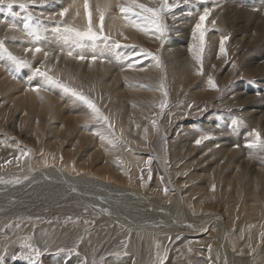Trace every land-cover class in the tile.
Returning a JSON list of instances; mask_svg holds the SVG:
<instances>
[{
	"label": "rangeland",
	"instance_id": "374dc122",
	"mask_svg": "<svg viewBox=\"0 0 264 264\" xmlns=\"http://www.w3.org/2000/svg\"><path fill=\"white\" fill-rule=\"evenodd\" d=\"M226 1L169 0V3L178 6L164 14L163 22L167 25L165 34L159 36L151 29L138 30L134 39L129 35L131 27L111 30L106 22L108 17L114 16L116 20L115 14L123 17L119 6L128 0H111V9L101 1L95 9L98 15L96 24L92 22L94 13L90 3L91 26L101 38L96 40L95 47L82 49L76 45L73 50L64 48L74 54L71 56L61 51L52 54L36 51L40 48L33 44L39 46L41 39L50 42L49 37L42 36L39 26L43 28L53 23L61 26L66 32L63 37L67 39L71 34L66 29L79 31L78 27L83 21L87 27L84 24L81 29L87 30L89 22L86 13L79 20V13L70 9L72 5L69 9L63 7L60 10L58 0H5L0 4V122H4L5 127H20L22 135L21 144L14 143L16 134L9 131V136L15 138H6L2 132L8 130L0 128V146L11 140L15 150L20 151L12 158L19 161L17 158L24 154L23 158L29 159V165L19 163L23 166L17 172H21L23 167L30 173L42 174L37 164L50 162L53 167L68 174L57 172L45 178L51 182L62 179L70 188L68 191L60 189L57 194L61 196L48 206L45 199L39 200L55 194L53 191L56 188L46 184L47 188L41 192L33 185L36 183L43 187L41 185L44 183L39 177L25 179L30 183V188L18 191L15 204L22 200L19 198L21 194L26 193V198L33 192L36 206L31 207L30 211L40 210L35 215L18 217L8 211L9 217L1 216L0 264H205L208 259L201 250L205 245L204 236L211 230L217 233L218 221L227 230V249L231 248L232 254L235 251L242 264H264V147L247 146L255 140L253 132H258L264 140V98L260 95L261 86L256 82L264 74V69L255 73L250 66L259 56L264 59V44L261 52L254 53L257 45L247 42L245 38H237L239 36L235 33L240 30L236 26H229L222 17V27L218 26L212 14L222 8ZM138 2L146 7L158 8L161 0ZM247 3H252V0H247ZM205 9L209 10V15L198 30L196 25L201 23L200 16ZM51 10L54 13H49ZM69 10L73 12L71 17L67 13ZM101 10L104 12L103 22L100 20ZM62 12L64 15L59 16L61 19L55 20L53 14ZM249 15L257 17L255 13ZM28 16L33 18L34 32L23 28V21ZM134 19L142 23L139 18ZM126 22L130 24L128 20ZM13 23L16 27H12ZM180 26L189 30L190 33L186 35L189 33L190 37L187 38L195 39V42L188 46L191 52L187 63L176 66L166 54V42L174 41L172 35L183 32ZM201 30L205 38L203 52L199 53ZM103 37L109 39L104 40ZM222 39L224 51L217 59L221 53ZM252 39L254 32L249 40ZM102 41L108 47L101 50L108 49L110 52L96 56L101 61L92 60L93 56H88L85 50L90 48L91 54L96 53L99 48L97 44ZM116 42L119 48L115 46ZM210 48H217L213 51L216 59L205 69L202 60ZM57 53L61 56L55 57ZM197 54L200 60L196 59ZM80 55L88 57L77 58ZM18 61L24 62L25 66H19ZM56 62L64 65L59 66ZM37 69L85 97L107 118V122L94 119L92 109L85 101L63 87L48 83L45 76L37 74ZM203 76L204 82L200 79ZM210 79L215 88L210 85ZM253 81L256 83L253 84ZM11 82L32 89L30 95H21L25 102H17L10 95L13 91L8 90ZM200 82L205 84L204 88L200 87ZM226 94L233 97L231 103L230 98L223 99ZM258 108L263 112L256 113ZM188 123H194L191 129L185 127ZM194 129L198 132L194 133ZM220 130L227 132H221L226 137L218 135ZM243 130L248 138H242ZM154 134L155 145L150 148V139ZM230 136L236 138L231 151L227 150L229 146L221 150L216 142L221 140L220 137L227 140ZM30 137H36L37 141ZM197 140L201 142L197 144ZM236 148L244 149V157L238 156ZM25 149H30L34 155H28ZM151 151L157 160V168L152 159L146 158ZM160 167L164 169L162 174L158 172ZM17 172L3 173L0 181H6V176L11 178ZM60 173L61 177L57 179L55 175L60 176ZM15 179L17 177L12 182ZM73 180L81 187L73 188ZM12 182L9 181V184L14 188L15 181ZM7 189H4L3 195L11 197ZM177 191L182 194V205L192 206L190 215L187 213L191 219L187 220V224L204 225L203 231L173 227L161 228L163 231L151 230L147 228L151 225H147L142 218L132 217L122 208L118 210L123 212L122 219L128 223L115 221L111 214L104 213L103 205L93 206L87 198L83 201L79 198L81 196H77V193L91 195L104 202L109 192L119 199L141 193L143 197L139 198L140 204L136 209H142L141 216L149 220L152 214L148 212H153L155 207L165 208L171 201V194ZM126 200L134 203L138 199L133 197ZM42 210H45L41 217L43 221L35 224ZM51 215L61 219L54 223L49 218ZM208 217L213 219L207 221ZM48 222L49 231L45 229ZM183 225L186 226V223ZM109 231L115 237L110 236ZM74 234L81 235L80 244L79 240H71ZM108 236L113 238L107 241ZM58 240L59 244L52 252L49 245ZM62 242L72 243L73 246L65 249ZM226 255L233 260L232 255Z\"/></svg>",
	"mask_w": 264,
	"mask_h": 264
},
{
	"label": "bare ground",
	"instance_id": "6f19581e",
	"mask_svg": "<svg viewBox=\"0 0 264 264\" xmlns=\"http://www.w3.org/2000/svg\"><path fill=\"white\" fill-rule=\"evenodd\" d=\"M88 1H90L89 4L91 3V5L93 7V10H91L94 13L93 14V20H92V22L94 24H96V23H98V15H97V13L95 11L96 6H99V3L102 1V2H104L106 8L111 9V0H88ZM58 4H59L58 5V8L60 10L63 7L64 8L65 7L68 8L69 6L72 5V7L70 9L73 12L74 11L75 12L77 11L79 13V20H81V18H84V16H85V13L86 12H85V8H84V0H58ZM92 7H91V9H92ZM220 8L216 12H214V14H212V18L213 19L216 18L215 19L216 22L218 21L217 22L218 23V26L220 27L222 25V20H221V17H222L225 21L228 22V25L229 26L230 25L236 26L238 28V30H240V32L235 33L236 35L239 36L237 38H239V39L245 38L247 42H250L251 44L257 45V47L253 50V51H255L254 53L261 52L263 50L262 44H264V34H263V31H264V0H252V3H247V0H242V1L241 0H227L226 1V4L223 5V7L221 9ZM223 8H224V10H223ZM116 11H118V9ZM2 12H3V10H2ZM6 12H8V11H6ZM51 12L54 13V11H52V10L49 13H51ZM73 12H71L69 10V12H67L68 13V16L71 17ZM251 13H255V15L257 17H259L260 19L257 18V17H253V16L249 15ZM53 15L56 17L55 20L61 19L59 17L61 14L56 13V14H53ZM113 15H114V13H113ZM115 15H116V20L114 19V16L113 17H108V19L106 21L107 22V26L111 27V30L112 29L115 30V28H120L121 29V28L131 27L132 28V32L131 33L129 32V35L133 36L132 38L134 39V36L138 32V29L135 28V27H132L130 24H128L126 22V20H124V18L122 16L119 17L118 14H115ZM250 17H252V18H250ZM12 19H13V16H12ZM16 20H19V19H16ZM247 20L248 21H251L253 23H250ZM83 22L78 27L79 28V31H81V32H83L85 30V28L84 29H81V28H83V26L86 25ZM46 25H48V24H46ZM45 27H47V28L44 29ZM86 27H87V25H86ZM179 28L180 29H183V32L181 34H178V35L177 34L172 35L173 38H174V41H172V42H166L167 43V46H168V49H169V50L168 49L166 50V54L168 55L171 63H173L176 66L180 65V63H187V60H188V58L190 56V52H191V49H189L188 46L189 45L191 46L195 42V39H191L190 40L189 38H187V37H190L189 36V33L190 32H189V30H187V28L185 26H180ZM75 29H76V27H75ZM3 30H5V29H3ZM39 30H40V33H43L44 34V35L42 34L43 37L46 35L47 37L50 38V42H47V43H46V41L43 42V39H41L40 40V43H38V44H40L39 46H37V44H33V46H36V48H38V47L40 48V51H41L40 53L41 54H47V53L48 54H50V53L52 54L54 52H60V51L61 52H64L66 54L67 51L63 50L64 48H69V49H72L73 50L74 46L77 45L73 40H71L69 38V36H67V39L65 37H63L64 36V33L66 34V32L64 31V28L61 27V26L59 27L58 25H55L54 23L53 24H49L48 26H44L43 28H41L39 26ZM187 32H189V33L186 35ZM252 32H254V39H252L253 41H250L249 38H250ZM31 40H33V38ZM34 40H36V38ZM214 41L216 42L215 39H214ZM242 44L247 45L244 42H242ZM251 44H250V46H251ZM97 45H98L99 48H97V50L95 51L96 53H94V54H91V52L89 51L90 48H89V50H85L86 53L89 54L88 56H90V57H92V56H99V57H101L102 54H103V52H106V53H109L110 52L108 49H106L104 51L101 50V49H104L105 47H108L107 44H105L103 41L102 42H99ZM90 46H92V43H86V41H85V48H88ZM74 49H76V48H74ZM216 49L217 48H210V49H208L206 51V53H204V59L202 60V64H205V69H208L206 67V65L210 64L213 60L216 59L214 57V53H213V51L215 52ZM77 50H79V49H77ZM80 51H81V49H80ZM249 51H250V48H249ZM167 52H169V53H167ZM34 53H36V52H34ZM81 53H79V54H81ZM41 54H38L39 55L38 57L39 58L41 57V59H42V56H40ZM57 54L55 55V57L56 56L57 57H60L61 56L60 54H58V55ZM221 55H222V52L217 56V59H219V57ZM49 57H52V55H49ZM87 57H85V58H87ZM88 60H90V58ZM96 60H99V58L96 57ZM99 61H101V60H99ZM55 64H57L59 66L64 65L62 62H56ZM250 66H251L252 71L256 73V72H258V70L264 69V59L261 58V56H259L255 61H253L250 64ZM107 68H108V66H107ZM200 79L202 80V82L205 81V77L204 76L201 77ZM202 82H200L201 83L200 84V87H203L204 88L205 84L202 83ZM256 82L259 83V85L261 86L260 89H261V92L262 93H260V95L264 98V74H262V77L259 76V78H258V80ZM256 82H254L253 84H255ZM24 87L23 86H17L16 83H12V82L9 85L8 90H12L13 89V91H12V93L10 95L12 97H14L17 102L18 101H20V103L25 102V98H22L21 95H23L25 93H28L30 95V93L32 92V89L29 88L28 86H24ZM29 89H31V90L29 91ZM41 90H43V88H41ZM195 90L196 89H194L193 92H195ZM50 93H51V91H50ZM241 93H243L244 95H248V93L245 92V91H241ZM193 97H195V96L193 95ZM227 98H230L231 99L230 103L233 101V97L230 96L229 94H226L223 97V99H226V100H227ZM261 112H263V111L260 108H258V110H256V113H261ZM24 120H26V119H24ZM12 122H13L12 124H15V121H12ZM191 124H194V123H188V124L185 125V127L191 129ZM223 125H225V124H223ZM193 127L195 128V125H193ZM0 128L1 129L8 130V131H3L2 132L3 136H5L6 138H15V136H16L17 140L15 139V142L14 143L19 142V144H21V140L20 139L22 138V135H21V128L20 127L19 128L17 126L14 127L13 125L12 126H9V127H5V123L4 122H0ZM198 128H199V126H198ZM198 128H196V129H198ZM9 131H13L16 135L10 137L9 136V133H10ZM197 132L198 131L195 132V129H194V133H197ZM221 132H224V131H221V130L218 131V135L224 137L225 135L223 136ZM244 133H245V130H243V132H242V134H243L242 135V138H245L246 137V135ZM0 136H1V134H0ZM222 137H220L221 140H218L216 142V143H218L217 145L221 148V150H225V148H227V146H229V149L227 148V150L228 151H231V149H232L231 147H232V145L235 144V139L236 138L233 139L230 136L229 139L225 140ZM34 138L36 139L34 141H37V138L36 137H34ZM34 138L33 137H30V139H34ZM246 138H248V137H246ZM1 139H3V138H1ZM10 141H8V143H11L12 144L11 146H9L7 142L5 144H3V145L0 146V175H2L3 173L4 174H7V175L9 173H16L17 170L19 168H21V166H23L22 165L23 162H26V164L27 163H30L29 159H25L26 157L23 158L24 157V154H22L21 156H19L17 158V159H19V161H17L15 158H12V156H15L16 157L17 154L20 151L15 150V145L12 142H10ZM240 141H242V139H240ZM240 141H239V143L241 144ZM0 142H1V140H0ZM216 143H214V144H216ZM240 144H239V146H240ZM154 145H155V134L150 139L149 147L150 148H153ZM24 147H26V146H24ZM245 147H244V149H245ZM244 149H242V148H236L235 152H237L239 154L238 156H240V157L243 156L244 157V154L246 153V152H244ZM25 152H27L28 155H30V154L31 155H34V153H32L30 151V149H27ZM44 152H46V150ZM56 154H57V152H56ZM230 154H232V153H230ZM43 155H44V153H43ZM146 158L148 160H151L152 159V162L154 164V167L157 168L156 167L157 166V160H156V158H155V156H154V154H153L152 151L149 153V156L146 157ZM225 158H226L225 161H227V159H228L227 155L225 156ZM239 161H242V159L239 160ZM41 162H43V161H41ZM41 162H40L39 165L37 164V166H39L37 168H40L42 170V171H40V172H43L42 174H38L39 172L36 173V174L35 173H30V170H26V169H24L22 167L23 170L21 172L18 171L16 175H11L13 178L12 177L11 178H8L9 176H6L5 175L7 177L6 181H4V182H1L0 181V187L6 186L4 189L9 188V189H7V191H10V194H11V197L8 196V195H3L4 192H5V190L3 188H0V197H1L0 198V202H1L0 203V212H2V214H0V218L3 215H5V217H9V215H8L9 213L10 214L18 215V217L21 216V215H35V213L38 210H40V209H36L35 211H32V212L30 211L31 210V207H33V206L35 207L36 206L35 205V202H34V198L32 197V195L34 194L33 192H31L30 195L27 196L26 198H25L26 193L21 194L19 198H22V200L18 204H15L17 202L15 200V198L18 196V191L20 192L21 189L23 190V189H29L30 188V183H27L26 182V181H28V180H25L26 178H28V179L34 178L35 179V178L39 177L38 179H41V181L44 183V184L41 185L43 187H39L38 184H36V183H34L33 185L39 191H41V192H44V189L47 188L46 184L52 185V186H54L56 188L53 191V193H55V194L45 196V197H43V198H41L39 200V201H41L42 199H45V203L48 206H49L50 203H52L54 200H56L59 196H61V195H58L57 194V192L60 189H63L64 188V189H66V191H68L67 189H70L67 186V183H64L62 179H58V178L61 177V173L62 172H65L66 175H67L68 173L66 171L60 170L56 166L53 167L54 165L52 166V164H50V162L49 163L43 162L42 164H41ZM55 162H56V160H55ZM64 162H65V160H64ZM19 163H22V164L19 165ZM27 165H29V164H27ZM163 171H164V169L162 167H160L158 169L159 174L164 173ZM50 172H51V174H49ZM57 172H61L60 173V176L58 174L55 175L56 178L58 179L57 181H54L53 180L54 182H51V181H49L50 179L48 180V179L45 178V177L48 178L49 176L52 175V173L54 174V173H57ZM19 175H22V176H19ZM68 176L70 177V175H68ZM16 177H17V179L14 180L15 181V187L12 188L11 185L9 184V181L12 182V180L14 178H16ZM20 177H24V178L21 179ZM105 177H107V175ZM20 179L24 182L23 183L21 181L23 184L20 182ZM14 181L12 183H14ZM58 181H60V182H58ZM61 182H63V183H61ZM72 186H73V188H76V189H78V187H81L80 185L76 184V182L74 180H73ZM63 192H65V190ZM77 196H81L79 198L81 200H83V201H85V199L87 198L88 199V202L91 203L93 206L96 205L97 207H101L103 205L102 206V210L104 211L105 214L109 213V214L112 215V217H113L112 219L113 220H115V221L117 220V221H121V222H126V224L128 222L126 220L122 219L123 218V212H120L118 210V208H122L123 210L127 211V214L130 215V216H132V217L142 218V220H144L147 225H151V226L147 227V228H149L151 230L154 229L156 231H163L164 229H171V227H173L175 229L186 228V229L192 230L193 232H196V231H203L204 228H205L204 225H200L199 226L198 223H195V225H193L192 223L187 224V220H191L189 218V215H190L189 212H190V208L192 206L191 205H188V206H183L182 205V194H180L178 191L171 194V196H172L171 201H169L168 205L165 208L160 207V209H159V208L155 207L154 210H153V212L152 211L148 212L149 214H152V215L149 216V218H148L149 220H147L145 217H142L141 216V212H143L142 209H140V210L139 209H136L137 204H140V199L139 198L140 197H143V195L141 193L133 194L130 198H124L123 197V198L119 199L118 196H113V194L111 192H109L108 193V197H106V198L103 199L104 202H102L99 198L92 197L91 195H88L87 196V195H81V194H78L77 193ZM133 197H135L136 199H138L134 203H130L132 201L126 200V199H130L131 200V198H133ZM91 198H94V199H91ZM144 200H146V199H144ZM39 201H38V203H39ZM15 210H19V211H15ZM155 210H157L156 215H155ZM8 211H9V213H6ZM158 211H160V212H158ZM16 212H19V213H16ZM44 212H45V210H42V214H41V216L39 218H37L35 220V224H38L39 225V223H41L43 221V220H41V217H43ZM49 218H51L54 223H56L58 220L61 219V218H59L56 215H51ZM168 219H170V222H169ZM211 219H213V218L212 217H208L207 218V221H209ZM107 220L109 222L113 223L112 220L110 221L109 218H107ZM28 221H29V219H28ZM162 222H164V223H162ZM183 223H186V226L183 225ZM208 223L210 224V222H208ZM219 223L220 222L218 221L217 222V225H216L217 233H215L213 230H211V231L207 232L206 235L204 234L205 235L204 236L205 245L204 246L202 245L201 250L205 254V258L208 259V262H206V263H208V264H216V263L217 264H242V262L239 260V258H237L235 256V253H234L235 251H233V254H232L231 253L232 249L231 248L230 249H227V247H226L227 246V230H225L224 229V226L222 224H219ZM26 224L28 225V222ZM131 224H132V222H131ZM114 225H116V224H114ZM131 226L132 225H129V227H131ZM27 228L29 230H32V228H30V227H27ZM161 228H164V229H161ZM45 229L47 231H49V222H48L47 227ZM142 229H146V228H142ZM110 233H111V231L108 232V234H110ZM80 234H81V232H80ZM110 236L115 237V234H113V235L110 234ZM113 237H109L108 236L107 237V241H110V239H112ZM71 240H73V242H77V240H79L78 242L80 244L81 235H75L74 234V236L72 235ZM58 244H59V240L58 241H53V243L49 245V247L52 250V252L54 251L55 247ZM62 245L64 247H66L65 249H67L70 246H73L72 243L67 244L65 242H62ZM226 253L229 254L230 256L232 255V259L233 260L229 259L227 257V255H226ZM247 258H248V262H249L250 261V258L248 256H247ZM213 260H214V263H213ZM245 263H246V260H245Z\"/></svg>",
	"mask_w": 264,
	"mask_h": 264
},
{
	"label": "snow or ice",
	"instance_id": "6c2138e0",
	"mask_svg": "<svg viewBox=\"0 0 264 264\" xmlns=\"http://www.w3.org/2000/svg\"><path fill=\"white\" fill-rule=\"evenodd\" d=\"M5 0H0V4H3ZM178 5L176 3H169V0H161V3L158 8H151V7H146L144 4H141L138 2V0H128V2L124 5L119 6L120 13L123 15V18L125 20H128L129 23L137 28L140 31H146V30H154L155 33L159 34V36H163L167 30V25L164 24V14L171 12L174 7H177ZM84 8L86 15L88 16V28L86 31L81 32L78 30H73V29H66L71 35L70 39H74V42L77 44L78 47L83 48L85 47L83 41L87 40L92 43V46L95 47V42L97 39H100V35L97 32H94L91 26V12L89 9V3L88 0H84ZM135 9H139L140 11H135ZM67 11V10H65ZM61 15H64V12L61 13ZM209 15V10L205 9L204 14L200 16V21L201 23L196 25V28L199 30L202 28L203 22L205 21L206 17ZM134 18H139L142 23L136 22ZM104 19V12L101 10L100 11V20L103 22ZM33 18L31 16H28L24 19L23 21V27L26 31L28 32H34L36 29L32 23ZM12 27H16L15 24L12 25ZM103 31V25L101 23V32ZM204 38L205 34L204 31H200L199 33V40H200V46L198 49L199 53L203 52V44H204ZM104 40L109 39L108 37H103ZM226 39V38H224ZM115 46L117 48L120 47L119 43L116 42ZM40 49H36V51H39ZM221 52L224 51V40H221V46H220ZM73 53L69 51L68 55L71 56ZM79 59H84L85 57L83 55H80L78 57ZM200 55L197 54L196 59L200 60ZM12 59L15 60V57ZM93 60L96 59V56L92 57ZM19 66H25L24 62L18 61L17 62ZM131 67V65H129ZM37 74L45 76L48 83L52 85H58L60 87L65 88V91H71L74 96H78L80 100L85 101V103L88 104L89 108L92 109L93 112V118L94 119H103L105 122H107V118L103 117L100 113L99 110L96 108L94 104H92L90 101L86 100L85 97L80 95L79 93L68 89L64 85H60L58 81L54 80L52 77H48L46 73H40L39 69L36 70ZM210 85L215 88L216 85L214 82L209 80ZM38 90V89H34ZM109 128H111V125H108ZM252 135L255 137V140L248 144L247 146L249 148L253 147H264V140L261 139L260 134L258 132H253ZM201 141L197 140L196 143L199 144ZM26 155V153H25ZM39 255V253H37Z\"/></svg>",
	"mask_w": 264,
	"mask_h": 264
}]
</instances>
